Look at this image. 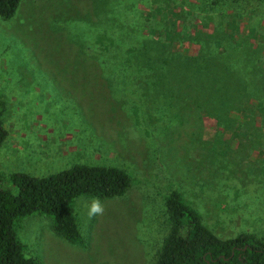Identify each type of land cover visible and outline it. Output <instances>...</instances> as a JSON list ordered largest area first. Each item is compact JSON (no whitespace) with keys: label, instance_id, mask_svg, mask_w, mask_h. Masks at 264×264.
I'll return each instance as SVG.
<instances>
[{"label":"rangeland","instance_id":"1","mask_svg":"<svg viewBox=\"0 0 264 264\" xmlns=\"http://www.w3.org/2000/svg\"><path fill=\"white\" fill-rule=\"evenodd\" d=\"M186 60L183 73L224 72L239 89L203 103L185 77L163 88ZM0 111L4 187L75 164L131 179L120 197L74 201L84 245L45 215L16 219L27 258L154 264L172 191L220 239L264 234V0H21L0 18Z\"/></svg>","mask_w":264,"mask_h":264},{"label":"trees","instance_id":"2","mask_svg":"<svg viewBox=\"0 0 264 264\" xmlns=\"http://www.w3.org/2000/svg\"><path fill=\"white\" fill-rule=\"evenodd\" d=\"M20 1L0 0V18L9 20ZM194 62L186 60L180 66L170 64L163 88L172 92L171 80H184L185 77L187 82L182 91H188L192 98L203 103L207 97L212 102L232 97L239 89L238 81L230 80L224 72L220 75L206 72L201 76L183 73L185 63L193 67ZM213 88L222 92L213 94ZM207 106L210 108L209 104ZM5 137L0 111V145ZM7 182L9 188L0 180V264H40L24 255L14 231L16 219L34 213L45 215L51 219V231L55 236L81 246L84 241L72 212L74 201L80 197L112 199L122 196L131 187L129 175L119 168L84 164H75L68 170L42 178L12 174ZM165 209L168 232L154 264H264V234L241 233L220 239L203 224L199 213L178 191L170 192L165 198Z\"/></svg>","mask_w":264,"mask_h":264}]
</instances>
